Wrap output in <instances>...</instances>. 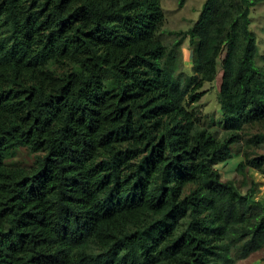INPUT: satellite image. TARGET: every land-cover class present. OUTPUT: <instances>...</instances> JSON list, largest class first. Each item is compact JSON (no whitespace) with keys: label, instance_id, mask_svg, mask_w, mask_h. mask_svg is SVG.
<instances>
[{"label":"trees","instance_id":"1","mask_svg":"<svg viewBox=\"0 0 264 264\" xmlns=\"http://www.w3.org/2000/svg\"><path fill=\"white\" fill-rule=\"evenodd\" d=\"M263 1L204 0L166 44L162 0H0V264H235L263 249L249 173L264 180ZM217 74L214 127L191 105ZM20 147L28 166L7 161ZM234 152L244 191L216 167Z\"/></svg>","mask_w":264,"mask_h":264},{"label":"rangeland","instance_id":"2","mask_svg":"<svg viewBox=\"0 0 264 264\" xmlns=\"http://www.w3.org/2000/svg\"><path fill=\"white\" fill-rule=\"evenodd\" d=\"M203 2L204 0H185L184 4L180 6L178 0H162L161 5L165 14V24L158 33V38L166 44L172 43L177 38L174 31L187 29L196 19ZM250 20L251 30L257 38L258 54L264 56V1L253 7ZM177 53L181 59V70L189 72L192 65V50L187 43V39L177 48ZM220 82L221 75L217 74L213 86L210 89L208 88L209 91L195 105H191V107H197L205 115L204 119L206 121L212 116L214 127L218 119H222L217 100ZM208 84L206 83V85ZM240 159L241 154L234 152L230 159L218 163L216 167L219 169L222 178L235 177L237 186L244 191L247 188L248 180H246L247 184L243 183L244 178L234 172V167ZM7 161L28 166L33 161V155L25 147H20ZM249 173L257 182L259 188L256 196L264 197V180L260 173L253 170H249ZM235 264H264V248L252 253L246 259L238 260Z\"/></svg>","mask_w":264,"mask_h":264},{"label":"crops","instance_id":"3","mask_svg":"<svg viewBox=\"0 0 264 264\" xmlns=\"http://www.w3.org/2000/svg\"><path fill=\"white\" fill-rule=\"evenodd\" d=\"M248 258V257H247ZM246 259V258H245Z\"/></svg>","mask_w":264,"mask_h":264}]
</instances>
